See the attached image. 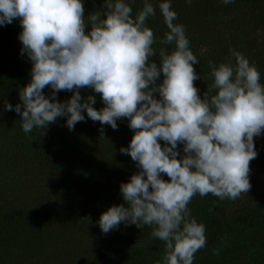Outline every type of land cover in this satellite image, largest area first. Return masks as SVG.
I'll return each mask as SVG.
<instances>
[{
    "label": "clouds",
    "instance_id": "1",
    "mask_svg": "<svg viewBox=\"0 0 264 264\" xmlns=\"http://www.w3.org/2000/svg\"><path fill=\"white\" fill-rule=\"evenodd\" d=\"M159 9L168 29L159 43L175 47L161 48L157 63V40L146 26L156 15L149 0L135 18L125 0H103L87 16L83 0H0V26L19 21L20 54L32 65L21 103L5 101L4 109L19 114L25 133L41 136L58 117L73 131L86 113L105 139L103 125L118 130L117 121L127 118L133 135L119 151L138 170L120 184L124 203L108 207L97 223L104 234L122 223L147 225L164 242L155 264H193L206 246V228L188 205L197 194L235 201L249 192L254 137L264 133V84L256 65L234 52V65L208 62L213 83L201 97L187 29L175 23L171 0ZM45 88L52 90L47 96ZM81 89L99 94L103 107L97 110L96 96L82 97ZM59 92L71 96L61 101Z\"/></svg>",
    "mask_w": 264,
    "mask_h": 264
},
{
    "label": "trees",
    "instance_id": "2",
    "mask_svg": "<svg viewBox=\"0 0 264 264\" xmlns=\"http://www.w3.org/2000/svg\"><path fill=\"white\" fill-rule=\"evenodd\" d=\"M125 2L135 18L144 0ZM149 2L156 15L146 26L157 40L152 59L158 63L160 49L171 52L175 45L159 43L168 31L159 9L163 0ZM83 3L87 16L103 0ZM171 6L199 61L193 67L200 76L194 85L201 97L213 83L208 62L234 65V52L256 65L264 84V0L227 5L222 0H171ZM21 30L18 20L0 26V264H155L164 254V242L150 235L151 227L122 223L104 234L97 223L108 207L124 203L120 184L138 170L131 157L119 151L133 135L127 118L117 121L118 130L103 125L105 139L100 138L99 121L86 113L73 131L66 117H58L41 136L36 129L25 133L19 114L4 109L5 101L21 103L19 91L31 79V62L20 54ZM51 91L44 89L46 96ZM80 91L82 97L96 96L97 110L103 107L99 94ZM70 96L59 92L57 99ZM254 145L258 155L252 162L264 182V133L254 137ZM162 178L169 179L164 174ZM255 179L250 171L251 188L235 201L212 194L193 197L188 207L206 228V246L195 254L193 264H264V188L253 191Z\"/></svg>",
    "mask_w": 264,
    "mask_h": 264
},
{
    "label": "rangeland",
    "instance_id": "3",
    "mask_svg": "<svg viewBox=\"0 0 264 264\" xmlns=\"http://www.w3.org/2000/svg\"><path fill=\"white\" fill-rule=\"evenodd\" d=\"M245 56V54H243ZM246 57V56H245ZM250 166V170L254 173L256 179L252 185V190L253 191H262L264 188V182L260 180V170L255 168V165L253 164V162L251 161Z\"/></svg>",
    "mask_w": 264,
    "mask_h": 264
}]
</instances>
